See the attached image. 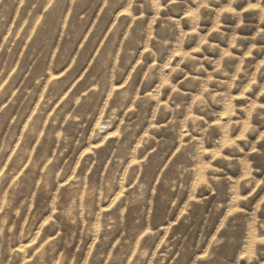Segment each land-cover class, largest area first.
Returning <instances> with one entry per match:
<instances>
[{
	"label": "rangeland",
	"instance_id": "rangeland-1",
	"mask_svg": "<svg viewBox=\"0 0 264 264\" xmlns=\"http://www.w3.org/2000/svg\"><path fill=\"white\" fill-rule=\"evenodd\" d=\"M0 264H264V0H0Z\"/></svg>",
	"mask_w": 264,
	"mask_h": 264
},
{
	"label": "clouds",
	"instance_id": "clouds-1",
	"mask_svg": "<svg viewBox=\"0 0 264 264\" xmlns=\"http://www.w3.org/2000/svg\"><path fill=\"white\" fill-rule=\"evenodd\" d=\"M241 23H243V21H241ZM173 71H175V69L173 70ZM169 83V81H168V79L167 78H165L164 79V84H168ZM160 87H163V85H161ZM173 88L175 89V86L173 85ZM151 95V94H150ZM159 95H160V88L158 87L157 89H156V92H155V95L152 97L153 99H156V100H158V98H159ZM253 107V110H254V108H255V105H253L252 106ZM229 112H231V107L229 108ZM249 116H251V112H249ZM98 127H99V125H98ZM252 129V125L249 123V122H245V125H244V132H247V131H249V130H251ZM243 132L241 133V136H243ZM228 143H231V141H228ZM202 175H203V173H201V177H202ZM248 175V172H245V176H247ZM200 181H199V179L197 180V183H199ZM237 199H239V197H237ZM93 227L96 229V231H99L101 228H102V225H101V223H100V221H99V218H97V221H96V223L93 225Z\"/></svg>",
	"mask_w": 264,
	"mask_h": 264
},
{
	"label": "bare ground",
	"instance_id": "bare-ground-1",
	"mask_svg": "<svg viewBox=\"0 0 264 264\" xmlns=\"http://www.w3.org/2000/svg\"><path fill=\"white\" fill-rule=\"evenodd\" d=\"M65 214L66 217L69 218L70 217V207L68 209L65 210Z\"/></svg>",
	"mask_w": 264,
	"mask_h": 264
},
{
	"label": "snow or ice",
	"instance_id": "snow-or-ice-1",
	"mask_svg": "<svg viewBox=\"0 0 264 264\" xmlns=\"http://www.w3.org/2000/svg\"><path fill=\"white\" fill-rule=\"evenodd\" d=\"M134 163H135V161H134ZM47 223V222H46ZM249 255H251L252 253H251V251L248 253Z\"/></svg>",
	"mask_w": 264,
	"mask_h": 264
}]
</instances>
